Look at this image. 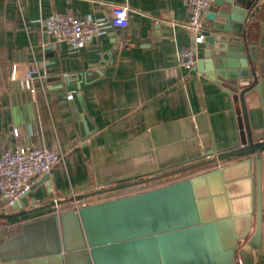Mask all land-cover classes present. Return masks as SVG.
Returning <instances> with one entry per match:
<instances>
[{"label": "crops", "instance_id": "obj_1", "mask_svg": "<svg viewBox=\"0 0 264 264\" xmlns=\"http://www.w3.org/2000/svg\"><path fill=\"white\" fill-rule=\"evenodd\" d=\"M113 5L129 7L127 27L110 28L81 49L53 41L40 27L50 15L107 22ZM218 10L213 1L207 13ZM206 15L205 27L212 24ZM189 16L182 0H0V157L54 143L62 151L15 209L0 199V264H247L255 256H241L227 228L222 242L214 228L161 227L162 215L172 216L157 190L197 174L201 169L179 170L236 148L240 139L232 96L206 73L179 66V53L192 43L183 27ZM245 35L256 56L253 85L263 84L264 100V0H256ZM27 70L34 92L23 82ZM241 122L252 139L264 140L261 107L246 110ZM241 175L231 180L238 191ZM261 183L264 197V173ZM221 192L210 181L205 218L225 219ZM117 202L127 206L138 235L152 237L122 258L112 244L127 224L103 208ZM226 247L236 249L233 256ZM256 259L264 264V252Z\"/></svg>", "mask_w": 264, "mask_h": 264}, {"label": "water", "instance_id": "obj_2", "mask_svg": "<svg viewBox=\"0 0 264 264\" xmlns=\"http://www.w3.org/2000/svg\"><path fill=\"white\" fill-rule=\"evenodd\" d=\"M214 3L219 5V10L206 15L212 24L205 29L204 49L196 61L195 69L206 73L207 77L222 85L224 92L232 96L240 121L239 145L234 149L218 151L209 161L180 169V172L201 170L177 184L157 190L156 194L162 198V208L170 207L172 216L170 220L166 219L164 213L161 217V227L172 223L177 230L214 228L222 242L226 238L227 228L241 256L243 252L252 251L258 258L261 252H264V197L261 183L264 173V140L252 139L251 130L246 128L245 133L244 124L241 122L242 114L246 110L256 107L264 110L263 84L259 82L253 85L256 82L251 66L256 60L252 53L254 48L247 45L245 35V24L252 14L256 0H214ZM78 98L81 100L80 94ZM205 166L211 170H204ZM49 173L44 174L43 178H47ZM237 174L244 176L241 191L236 190L235 184L231 182ZM210 181H213L219 191H223L221 199L225 219H219L215 215L205 218V209L208 207L205 202L209 201ZM143 182L123 184L109 188L106 192ZM23 197L16 200L11 208L15 209ZM103 208L104 211L108 209L112 212L111 217L122 219L127 224L121 232L122 239L112 244L113 251L121 258L136 253L141 245L148 243L152 238L150 235H138L139 231L134 226L137 222L125 214L127 206L122 205V202L105 204ZM139 208L128 207L131 211H137ZM25 214L27 212L22 211L1 217L10 220ZM94 216L91 221L96 223L100 220V214L96 212ZM238 226L242 227L240 232ZM236 249L226 247L225 251L233 256Z\"/></svg>", "mask_w": 264, "mask_h": 264}, {"label": "built area", "instance_id": "obj_3", "mask_svg": "<svg viewBox=\"0 0 264 264\" xmlns=\"http://www.w3.org/2000/svg\"><path fill=\"white\" fill-rule=\"evenodd\" d=\"M214 0H182L189 9L188 22L183 27L191 34L192 43L179 53V66L193 70L197 61V48L203 44L205 15ZM129 7L113 5L111 18L107 22L93 19H79L72 14L50 15L39 20L44 35L55 42H66L73 49H81L93 39L104 35L110 28H125L128 25ZM15 74L12 72L11 77ZM33 72L27 70L23 79L24 85L33 90ZM73 99V95L66 97ZM62 160V151L57 143L50 147L29 148L17 147L6 150L0 157V199L5 207H11L29 190L33 180L49 173ZM247 264H258L256 256H247Z\"/></svg>", "mask_w": 264, "mask_h": 264}, {"label": "rangeland", "instance_id": "obj_4", "mask_svg": "<svg viewBox=\"0 0 264 264\" xmlns=\"http://www.w3.org/2000/svg\"><path fill=\"white\" fill-rule=\"evenodd\" d=\"M179 242L181 243H183L184 245L187 243V241H186V237L185 236H179Z\"/></svg>", "mask_w": 264, "mask_h": 264}]
</instances>
